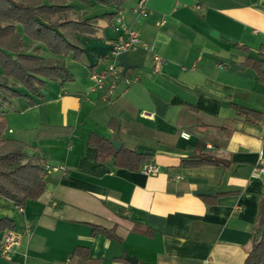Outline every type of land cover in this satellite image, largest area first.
Returning <instances> with one entry per match:
<instances>
[{
	"label": "crops",
	"instance_id": "obj_1",
	"mask_svg": "<svg viewBox=\"0 0 264 264\" xmlns=\"http://www.w3.org/2000/svg\"><path fill=\"white\" fill-rule=\"evenodd\" d=\"M137 4L124 1L120 15L140 42L114 60L135 80L106 96L93 87L121 37L102 23L78 35V59L64 57L71 81L46 80L33 105L2 103L3 134L65 169L23 208L0 196V216L21 235L8 254L0 246V264L243 263L264 199V0H145L147 16ZM77 6L86 16L113 9ZM247 57L262 60L261 73ZM90 133L153 155L136 170L99 160ZM195 155L219 163H180ZM145 163L159 172L145 174Z\"/></svg>",
	"mask_w": 264,
	"mask_h": 264
},
{
	"label": "trees",
	"instance_id": "obj_2",
	"mask_svg": "<svg viewBox=\"0 0 264 264\" xmlns=\"http://www.w3.org/2000/svg\"><path fill=\"white\" fill-rule=\"evenodd\" d=\"M72 1L75 3L71 0H0V105L18 96L26 98L27 105H33L36 103L34 97L41 95L46 80L57 81L60 85L71 81L73 75L64 57L71 54L73 59H78L81 56L78 35L95 36L102 23H110L120 12L126 0ZM95 3L113 9L86 16L87 11L77 6ZM45 49L51 56L42 54ZM246 62L261 73V59L247 57ZM247 110L259 115L257 110ZM5 128L4 111L0 110V196L23 208L28 199H36L44 191V163L41 158L26 153L24 142L5 136ZM87 142L96 148L99 160L113 159L116 165L129 170H136L151 159L124 144L116 148L108 138L94 133L88 135ZM180 163L198 166L219 161L195 155L182 158ZM13 229L14 222L0 216V237ZM252 236L251 247L242 264L264 261V199Z\"/></svg>",
	"mask_w": 264,
	"mask_h": 264
},
{
	"label": "built area",
	"instance_id": "obj_3",
	"mask_svg": "<svg viewBox=\"0 0 264 264\" xmlns=\"http://www.w3.org/2000/svg\"><path fill=\"white\" fill-rule=\"evenodd\" d=\"M196 8H199V5H196ZM135 10L142 16H147L148 11L145 6V0H138V4ZM115 21L116 24L114 28L121 33V37L120 39L113 42L111 45V48L109 50V55L112 59L107 64V67L104 70L100 72H92L90 74V78L94 82V86H93L94 88H97L99 90L106 88L107 92H105L104 94L105 96L107 95L108 92L112 91L121 80L125 84H129L130 82L136 79V78L131 79L126 75L124 76L121 69L114 60L119 52L127 49H133L139 44L140 39L138 37V33L135 29L127 26L122 21L120 12L115 16ZM152 57L155 66H158L162 62V58L158 54L153 53ZM1 108L2 107L0 105V110ZM149 115L152 116V114ZM181 136L183 138H188L189 133L186 131H182ZM64 169L65 167L63 165L44 164V172H45L44 176L46 177L47 174L51 171H58ZM141 169L145 174H154L159 172L160 168L156 164L145 163ZM261 171H264V167L257 168V172H261ZM20 236L21 235L18 232L13 230L3 232L0 237L1 252L5 255L8 254L14 247H16L19 244Z\"/></svg>",
	"mask_w": 264,
	"mask_h": 264
},
{
	"label": "water",
	"instance_id": "obj_4",
	"mask_svg": "<svg viewBox=\"0 0 264 264\" xmlns=\"http://www.w3.org/2000/svg\"><path fill=\"white\" fill-rule=\"evenodd\" d=\"M111 143L116 147V148H119L121 143L119 141H116L114 139L110 140ZM145 154H149V155H153V152L152 151H144ZM129 259V258H128Z\"/></svg>",
	"mask_w": 264,
	"mask_h": 264
},
{
	"label": "rangeland",
	"instance_id": "obj_5",
	"mask_svg": "<svg viewBox=\"0 0 264 264\" xmlns=\"http://www.w3.org/2000/svg\"><path fill=\"white\" fill-rule=\"evenodd\" d=\"M92 10H93V9H92ZM109 24H111V25H112V28L114 29L115 24H114L113 18L111 19L110 23H108V24L103 23L104 26H108ZM1 107H2V105H1ZM4 107H5V105H3V108H2V109H4ZM11 137H12V136H11Z\"/></svg>",
	"mask_w": 264,
	"mask_h": 264
}]
</instances>
